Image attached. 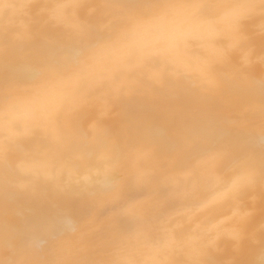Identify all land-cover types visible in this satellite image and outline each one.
Instances as JSON below:
<instances>
[{"label":"bare ground","instance_id":"6f19581e","mask_svg":"<svg viewBox=\"0 0 264 264\" xmlns=\"http://www.w3.org/2000/svg\"><path fill=\"white\" fill-rule=\"evenodd\" d=\"M0 264H264V0H0Z\"/></svg>","mask_w":264,"mask_h":264}]
</instances>
